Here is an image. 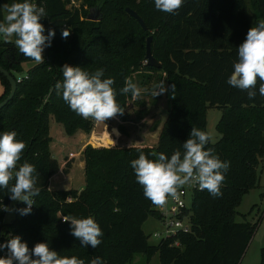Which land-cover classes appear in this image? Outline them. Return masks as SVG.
Instances as JSON below:
<instances>
[{
	"label": "trees",
	"instance_id": "1",
	"mask_svg": "<svg viewBox=\"0 0 264 264\" xmlns=\"http://www.w3.org/2000/svg\"><path fill=\"white\" fill-rule=\"evenodd\" d=\"M7 1L9 5L24 2ZM29 2L45 9L47 15L39 22L44 25V35L54 29L55 36L42 54L43 63L28 68L25 64L34 60L21 54L14 42L0 41V65L15 79L21 78L12 99L0 108V133L15 131L16 140L25 143L17 169L24 162L35 167L40 194L33 197L30 214L21 216L15 211L14 218L2 224L5 212L1 207L11 199L7 189H0V237L9 232V239L20 236L30 250L37 243H47L58 256H74L84 264L96 257L103 264H130L134 253H143L148 259L157 253L160 264H239L255 224L234 221L235 208L256 186V167L264 154V97L257 85V96L249 100L246 91L230 86L227 80L248 30L264 20V0H184L176 14L158 11L154 0H101L96 6L101 11L98 21L85 19L82 6L68 10L64 0ZM94 2L88 0L89 6ZM127 6L141 17L145 30L126 13ZM120 17L124 21L117 27L108 25ZM64 29L70 32L67 38H62ZM149 35L151 53L160 67L146 64ZM65 64L89 73L102 68V79L114 80L116 102L124 112L133 98L120 90L126 79L134 83V74L142 76V85L157 77L158 85L164 82L166 88L171 84L176 88L174 93L170 88L164 93L169 108L155 146L88 144L83 149V188L51 192L49 178L59 163L49 149L50 119L61 124L68 136L79 130L90 133L94 125L91 118L85 120L73 112L54 90L55 83L63 80ZM0 82L4 88L1 101L10 85L2 74ZM209 107L220 109L214 125L218 137L205 150L212 149L230 164L224 173L222 195L214 198L207 190L194 191L185 210L190 230L149 244L142 224L149 217L160 220L161 216L157 205L145 198L131 161L141 152L150 160L157 159L153 153L169 158L177 150L183 153L182 144L192 127L206 132ZM15 205L20 209L25 204L16 201ZM65 216L94 218L103 232L102 243L97 248L82 247L70 234ZM176 241L178 245H174ZM260 253L259 264H264V247Z\"/></svg>",
	"mask_w": 264,
	"mask_h": 264
},
{
	"label": "clouds",
	"instance_id": "2",
	"mask_svg": "<svg viewBox=\"0 0 264 264\" xmlns=\"http://www.w3.org/2000/svg\"><path fill=\"white\" fill-rule=\"evenodd\" d=\"M184 0H154L158 11L176 14ZM6 15L0 21V38L5 42H13L19 52L36 63H43V51L51 46L55 30L49 29L44 35V25L39 21L46 17L45 9L24 0L11 5L4 4ZM70 32L62 31V38H67ZM238 59L234 62L233 71L227 83L239 90L246 91L249 100L258 93L264 97V20L250 28L246 39L237 48ZM63 80L57 81L54 90L62 96L64 102L78 116L87 120L104 123L123 115L124 108L116 102V92L111 78L102 79V68L93 73L83 71L81 67L68 64L61 68ZM171 89L175 92L176 85L165 87L164 82L152 91L155 97ZM122 94L131 93L133 99L141 95V90L131 80H125ZM174 99L175 96L173 95ZM15 131L0 133V189H7L12 201L23 202L27 206L15 209L21 216L31 213L34 204L33 197L40 194L36 187V169L24 162L17 169L26 145L16 140ZM210 135L196 127H192L189 138L182 144L183 153L177 150L169 158L164 153H153L157 159L150 160L142 152L138 158L131 161L136 181L143 188L146 199L154 205L162 206L169 196L175 198L179 188L185 185L198 186L199 190H207L211 196L219 197L221 185L225 179L224 173L230 167L229 162H223L212 149L205 150L210 141ZM114 142V141H113ZM115 143V142H114ZM12 182V183H10ZM5 211L9 209L4 208ZM65 222H70V234L79 239L82 247L97 248L102 240L103 232L92 217L78 219L65 216ZM7 249L8 256L0 257V264H84L76 257H60L55 250H50L47 243H37L30 250L20 236H15L0 244V250ZM35 257V259H33ZM91 264H103L100 257L91 260Z\"/></svg>",
	"mask_w": 264,
	"mask_h": 264
},
{
	"label": "rangeland",
	"instance_id": "3",
	"mask_svg": "<svg viewBox=\"0 0 264 264\" xmlns=\"http://www.w3.org/2000/svg\"><path fill=\"white\" fill-rule=\"evenodd\" d=\"M100 1L101 0H95L94 4L91 7L89 6L88 0H78L77 4L78 6H82L84 10H86L87 15H88V14H93L95 12L96 6L99 7ZM4 4H8V1L7 0L1 1V15L3 19H4V16L6 15L4 8H3ZM95 15L97 17L95 21H98L99 17L101 16V11L99 10L95 12ZM120 21H124V17H120L119 20L115 22H110L108 25L110 27H117ZM14 39L15 38H13V42H14ZM0 41H4L3 38H0ZM157 51H158L157 54H161L159 50ZM33 64H35V61L28 62L25 64V68H28L32 66ZM133 76H134L133 78L134 83L141 90V95L137 99H133L134 101L129 100L128 102V108L124 113L125 115L123 116V118L125 119L126 117H128V120L122 123L121 125H119L120 127L119 131L121 132L122 136L119 137V134H117V137H111V135L108 136L103 133L100 134L101 130L98 131L97 129L96 131L99 133H94V136H93L91 133L92 130L90 133H85L79 130L77 132H81L85 135V138H83L82 140L83 141L82 144H80L81 147L79 146L80 147L79 148L75 146V143L79 139V136L69 139L68 135L65 134L64 132V138L66 139V141L62 142V146L65 147V152H67V154L69 152L74 153V157L66 161L64 165L65 169L66 167H69L72 161L77 163L79 159L81 158V156L83 157V149L88 144L94 147L106 146V145L108 146V145L113 144V141H111L110 139H113L116 142H119V141L133 142L135 140L134 138L137 139V137H133L134 128H136L135 126H137L138 124L141 125L142 121L139 120L138 116L143 111L148 109L150 116H152L148 118V120H145V123H146L145 125L147 127L152 125V123L155 122L157 119H158L157 121L162 120L165 114V106H164L165 104H164L163 94L157 95L155 97L151 94L152 91L156 89V86L158 85L160 80L157 79L156 77L155 79L153 78L151 80H148V82L142 85L144 81V79H142V76L141 77L137 76V74H134ZM218 110L219 109L216 107H209L206 110L205 129H206V132L210 135L211 137L210 140L212 142L218 137V134L214 129L215 122L217 121L220 115ZM51 120L54 121L53 118H51ZM57 124L59 125V123ZM61 127L59 128L62 130ZM52 134L54 135L56 134L55 127L52 128ZM65 136L68 138H66ZM151 138L152 137L149 136L147 141L150 142ZM83 143L85 145H83ZM263 157H264V154H263ZM65 160H66V157H65ZM64 171L65 170H63V172ZM75 176L76 177L81 176V173L78 167H76ZM49 184H50L49 190L51 192H56L58 190L79 191L78 189H72V188L63 189L64 186L61 187L59 183L51 185V183L49 182ZM78 184H76V186L72 185L73 188L75 187L77 188L79 186ZM67 200L71 201L72 199L69 197ZM15 203L16 201L11 200L10 205L8 207L9 210L6 211L5 213V218L7 220L14 218L16 214ZM235 211L236 213L234 215V221H247L249 223L255 224L253 232L251 233L248 239V242L246 244L244 253L242 254V257L239 260V264H259L260 258H261L260 249L264 247V164H262V161L259 162L256 167V187L250 189L241 197L239 204L235 208ZM142 230L144 231L145 234L148 235L149 244H157L160 241V239L165 237L164 227L161 224L160 220H158V218H155V217H149L142 224ZM155 232H157L158 236L154 235ZM130 264H160V262H159L157 253L153 254L149 259L143 253H134L132 255Z\"/></svg>",
	"mask_w": 264,
	"mask_h": 264
},
{
	"label": "crops",
	"instance_id": "4",
	"mask_svg": "<svg viewBox=\"0 0 264 264\" xmlns=\"http://www.w3.org/2000/svg\"><path fill=\"white\" fill-rule=\"evenodd\" d=\"M4 88L3 85L0 82V95L3 93ZM163 97H164V106H165V114L162 118V120L160 121H155L152 123V125H148L149 127H147L145 124V120H148V118L152 117L150 116V113L147 112L146 114L139 118V120L142 121L141 125L138 124L137 126H135L136 128H134V133H133V137H137L134 138L135 140L133 142H126V141H119L116 142L113 139H110L111 141H114L113 144L118 145V146H138V145H147V146H155V144L157 143V138H158V134L159 131L161 129L162 123L167 115L168 112V108H169V104L168 101L166 99L165 94L163 93ZM208 109V108H207ZM219 109V108H218ZM220 113V109L218 110ZM125 113V112H124ZM123 113V115H117L115 118L106 120L104 123H98L94 121V125H93V129H92V135L94 136V133H99L96 131V129L99 131L101 130L100 134H105L111 137H117V134H119V137L122 136L120 130L119 125H121L122 123H124L125 121L128 120V117L123 118V116L125 115ZM118 122V124H117ZM55 127V131L56 134H52V128ZM61 127V125L57 124L54 121H52L50 119L49 122V136L51 138L50 144H49V149L51 152V155L58 161L59 163V169L49 178V182L52 184H60L61 187H63V189H67V188H72V189H82L83 185L85 183L84 181V160L83 157L81 156V158L79 159V161L76 163L74 161H72L69 165V167H66V169L64 168V165L66 163V161L70 160L67 159V152H65V147L62 146V142H65L66 139L64 138V129L63 127L62 130L59 128ZM119 127V128H118ZM76 136H79V139L76 141L75 146L77 147H81L80 144H82V140L83 138H85V135L81 132H76L75 134L68 136L69 139L75 138ZM151 136L152 138L150 139V142L147 141L148 137ZM66 137V136H65ZM66 137V138H68ZM132 137V138H133ZM86 144V142H85ZM83 143V145H85ZM79 147V148H80ZM78 148V149H79ZM66 157V160H65ZM262 164H264V157L262 158ZM76 167L79 168L81 176L80 177H76L75 176V171H76ZM64 168V169H63ZM63 170H65L63 172ZM76 181V182H74ZM79 183V184H78ZM78 184L79 186L76 188H73L72 185ZM50 186V184H49ZM256 187V186H255Z\"/></svg>",
	"mask_w": 264,
	"mask_h": 264
},
{
	"label": "built area",
	"instance_id": "5",
	"mask_svg": "<svg viewBox=\"0 0 264 264\" xmlns=\"http://www.w3.org/2000/svg\"><path fill=\"white\" fill-rule=\"evenodd\" d=\"M65 6L68 10H73L74 7H78V0H64ZM21 80L20 77L16 78V82ZM74 157V153L69 152L67 154V159H72ZM199 190L198 186L194 185H185L178 189L177 196L175 198L169 196L167 201L162 206H156L160 213V222L164 227L165 237L169 235H173L177 232H188L190 230V224L186 219L185 210L189 208L191 203L192 194L194 191ZM10 204L3 205L1 208L4 210L5 207H9ZM27 205L25 204L24 207ZM7 219L4 217L2 220V224L6 222ZM155 236H158L157 232L154 233ZM11 236L10 232L6 235L0 237V244H4L7 242L9 237ZM163 237V238H165ZM174 245H178V242H174ZM8 251L7 249L0 250V257H7Z\"/></svg>",
	"mask_w": 264,
	"mask_h": 264
},
{
	"label": "water",
	"instance_id": "6",
	"mask_svg": "<svg viewBox=\"0 0 264 264\" xmlns=\"http://www.w3.org/2000/svg\"><path fill=\"white\" fill-rule=\"evenodd\" d=\"M98 11V8L96 7L95 12ZM125 11L126 13H128L131 17L135 18L137 20V22L139 23V25L142 27V29H146L145 23L144 21L141 19V17L137 14V12H135L133 10V8L131 7H125ZM95 12L93 14H88L87 15V19L89 20H96L97 17L95 15ZM151 39L152 36L149 35L146 39V44H145V60H146V64L149 66H153V67H160V63L153 57L152 53H151V49H150V44H151ZM0 74H2L8 81L9 85H10V91L8 93V95L0 101V108H2L10 99H12V97L15 94L16 88H17V82L16 79L14 78L13 75H11L5 68H3L0 65Z\"/></svg>",
	"mask_w": 264,
	"mask_h": 264
}]
</instances>
